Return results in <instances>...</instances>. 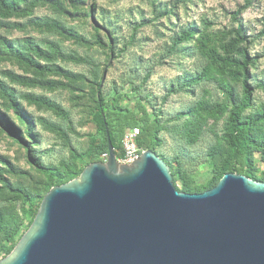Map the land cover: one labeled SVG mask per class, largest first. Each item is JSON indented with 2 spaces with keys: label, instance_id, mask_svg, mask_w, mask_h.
Segmentation results:
<instances>
[{
  "label": "rangeland",
  "instance_id": "374dc122",
  "mask_svg": "<svg viewBox=\"0 0 264 264\" xmlns=\"http://www.w3.org/2000/svg\"><path fill=\"white\" fill-rule=\"evenodd\" d=\"M246 3L40 0L35 8L25 6L23 16L1 21L0 211L6 218L4 224L0 220V247L11 246L12 237L19 242L30 228V202L22 196L46 194L47 179L38 166L52 167L58 174L84 167L79 155L87 150L89 135L97 132L98 84L105 72L102 97L108 112L141 119L145 110L151 120H158L154 152L171 163L178 190L188 193L194 186L213 185L226 158L229 112L243 96L241 68L226 63L228 56H237L226 46L238 28L248 37L245 46L254 63L248 67L253 102L243 119L252 124V172L262 178L264 121L256 122V115L264 110V0H251L235 19ZM171 10L176 17L167 14ZM190 27L196 34L183 44L190 50L184 57L182 46H173L176 35ZM73 36L86 42L78 43ZM38 65L56 71L42 73ZM208 65L219 74L225 71L227 85L186 81L187 75ZM32 98H44L57 109L41 107ZM200 101L208 103L213 118L197 139L188 141L178 130L188 125Z\"/></svg>",
  "mask_w": 264,
  "mask_h": 264
},
{
  "label": "water",
  "instance_id": "95a60500",
  "mask_svg": "<svg viewBox=\"0 0 264 264\" xmlns=\"http://www.w3.org/2000/svg\"><path fill=\"white\" fill-rule=\"evenodd\" d=\"M106 130L107 159L53 187L0 264H264V182L181 192L152 150L120 164Z\"/></svg>",
  "mask_w": 264,
  "mask_h": 264
},
{
  "label": "trees",
  "instance_id": "16d2710c",
  "mask_svg": "<svg viewBox=\"0 0 264 264\" xmlns=\"http://www.w3.org/2000/svg\"><path fill=\"white\" fill-rule=\"evenodd\" d=\"M40 4V0H0V22L15 16H23L26 14L27 10L24 9L25 6L29 8H35ZM251 0H247L246 5L239 9L235 14L234 18L237 19L241 13L249 7ZM29 11V10H28ZM169 15L177 16L173 10L167 12ZM47 26L51 29L54 25ZM233 36L230 39V42L227 44V52L229 54L236 53V57L228 56L226 63L235 66V68H241L242 73V88L243 96L240 98L239 103L235 104L227 119V127L225 130L227 148H226V158L222 166L218 171V176L213 185L204 188L200 186H194L187 190L188 193H201L207 190L214 188L222 177L227 173H238L247 176L255 181L264 182V175L262 178L256 176L252 172L251 161H252V149H253V140L251 138L250 129L252 124L243 119V113L251 106L253 102V92L254 88L249 84V70L248 67L254 64L251 61L248 48L245 46V43L248 41V37L243 31L238 28L233 30ZM196 34V28L190 27L182 29L175 38V43L173 50L176 47H181L182 54L184 57L190 53V50L187 46H183L184 43L189 42L194 38ZM74 40L78 43H85L86 40L84 37L73 36ZM38 69L42 73L45 72H55L56 70L50 69L48 67H42L38 65ZM223 71L221 74L218 73L213 67L208 65L204 68L202 72H195L186 76V81H189L191 85H199L203 81H214L219 83L221 86L227 85V82L224 78ZM150 77L148 75L147 79ZM101 84H98V99H97V111L94 115V121L97 125L96 134H90V142L88 148L85 152L79 155V158L82 159L85 164L83 168H68L64 174H58L56 170L52 167H42L38 166L40 172L46 176V194L55 186H60L66 184L73 179L79 178L84 169L92 163L103 162L105 161L103 156L109 154L108 139H107V130L106 124L110 132V138L115 149V153L118 158H121L123 155V138L125 132L129 128H140L141 134L138 138V144L144 150H156L157 143L159 142V128L160 124L157 119L151 120L149 114L144 110V116L141 119L135 118L132 114L122 113L118 111H107L108 103L103 100L102 97V88ZM32 100L39 106L45 107L48 109L55 110L57 107L44 98H32ZM14 110L19 113L20 109L14 105ZM209 109L208 103L205 104L203 101L199 102L196 107L190 113V119L188 125L178 130L179 135L183 139L188 141H194L197 137L203 132L207 120L213 118ZM207 115V116H206ZM142 120V123H141ZM264 121V110L259 112L256 115V122ZM170 166L171 173L174 176V170L171 166L169 160L164 156L160 155ZM45 194V195H46ZM30 197L28 195L22 196V199L25 203L30 202V208L28 213L31 215L29 221V227L32 225L41 203L45 197ZM21 196V195H20ZM6 215L0 211V220L1 223H5ZM11 246L0 247V260L2 255L4 257L8 256L18 244L16 238H10Z\"/></svg>",
  "mask_w": 264,
  "mask_h": 264
},
{
  "label": "built area",
  "instance_id": "2783aa9c",
  "mask_svg": "<svg viewBox=\"0 0 264 264\" xmlns=\"http://www.w3.org/2000/svg\"><path fill=\"white\" fill-rule=\"evenodd\" d=\"M140 134L141 131L137 127L126 130L122 141L123 155L121 158H118L120 164L131 165L146 151L138 144Z\"/></svg>",
  "mask_w": 264,
  "mask_h": 264
}]
</instances>
